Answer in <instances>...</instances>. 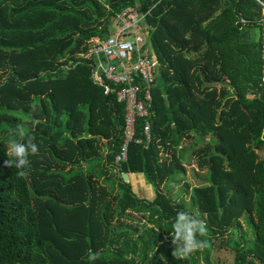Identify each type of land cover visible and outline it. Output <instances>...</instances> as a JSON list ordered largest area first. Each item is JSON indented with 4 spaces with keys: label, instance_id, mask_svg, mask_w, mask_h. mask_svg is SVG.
<instances>
[{
    "label": "trees",
    "instance_id": "trees-1",
    "mask_svg": "<svg viewBox=\"0 0 264 264\" xmlns=\"http://www.w3.org/2000/svg\"><path fill=\"white\" fill-rule=\"evenodd\" d=\"M130 6L147 13L161 67L152 140L117 164L125 105L94 82L86 54ZM261 16L258 0H0V264H91L89 250L94 264H215L223 249L234 264H264V86L248 33ZM22 119L38 151L19 176L1 136ZM179 211L206 222L205 246L185 258L169 234Z\"/></svg>",
    "mask_w": 264,
    "mask_h": 264
},
{
    "label": "built area",
    "instance_id": "built-area-1",
    "mask_svg": "<svg viewBox=\"0 0 264 264\" xmlns=\"http://www.w3.org/2000/svg\"><path fill=\"white\" fill-rule=\"evenodd\" d=\"M262 16L257 21L261 53V85L264 86V2ZM139 6L119 12L107 38L94 36L89 40L87 58L94 60L92 78L125 105L123 143L116 163L128 161L130 144H148L152 140L154 116L152 87L159 76L161 62L151 39V27ZM247 23L241 18V22ZM145 120L143 136L138 135V121Z\"/></svg>",
    "mask_w": 264,
    "mask_h": 264
},
{
    "label": "clouds",
    "instance_id": "clouds-1",
    "mask_svg": "<svg viewBox=\"0 0 264 264\" xmlns=\"http://www.w3.org/2000/svg\"><path fill=\"white\" fill-rule=\"evenodd\" d=\"M15 139L10 141L6 155L8 159L4 162L9 168L18 169V175H25L29 167V156L35 155L38 151L37 144L29 137L25 141V130L21 124L14 127ZM173 231L169 232L172 242L176 246L173 255L177 258H185L199 249H202L204 241L198 239L206 232V222L197 212L179 211L172 221ZM99 252L89 250L87 260L94 264L99 258Z\"/></svg>",
    "mask_w": 264,
    "mask_h": 264
},
{
    "label": "rangeland",
    "instance_id": "rangeland-1",
    "mask_svg": "<svg viewBox=\"0 0 264 264\" xmlns=\"http://www.w3.org/2000/svg\"><path fill=\"white\" fill-rule=\"evenodd\" d=\"M248 33H249V37L252 39L259 38V33H258V30L256 28L250 30ZM250 97H252V95H250ZM21 114L24 115L25 118L28 117L27 114H24L23 112H21ZM21 122H22V126H23L25 121L21 120ZM27 124L24 125L25 126V132H27L29 129V125H27ZM9 127H11V126H8V125L5 126V133L2 134L1 138L3 140H5L9 144V147H10V141L15 139L16 137H15L14 130L9 129ZM186 168L188 171L190 170L189 166H187ZM132 186L134 188V191L137 192L138 195L140 196L141 191L137 188L136 185L132 184ZM150 186L153 188L152 185H150ZM171 188H172L171 195L175 198H177L180 195V193L182 192L180 189V186H172ZM149 194L152 195L151 190L147 193V195H149ZM127 224H128V228H130V230L139 229L140 234L143 233L145 230V227L143 226V222L140 223L138 221L127 220ZM131 228H133V229H131ZM245 229H246L248 235L250 237H253V231L246 224H245ZM132 237L136 238L135 235H133ZM152 254H154V252ZM212 257H213L215 264H234V257L235 256H234V253L229 249H223L221 251H215L213 253Z\"/></svg>",
    "mask_w": 264,
    "mask_h": 264
},
{
    "label": "crops",
    "instance_id": "crops-1",
    "mask_svg": "<svg viewBox=\"0 0 264 264\" xmlns=\"http://www.w3.org/2000/svg\"><path fill=\"white\" fill-rule=\"evenodd\" d=\"M22 121H25L24 119H22ZM32 127V126H31ZM104 143H106V141H104ZM106 150V151H105ZM105 154L107 153V147L105 148ZM88 165L87 163H82V167H77L76 169L74 170H71V166H66L64 169H63V172L67 175V176H71L73 174H75L77 171H79L80 169H84V170H88ZM116 169H111L109 172L111 174H115L117 175L116 173ZM100 173V172H99ZM125 175V174H124ZM123 175V176H124ZM128 179L125 180L124 178V181L127 182V183H130L131 185H136L137 188L141 191V194H140V197L141 198H148V197H151L153 194H154V189L150 186V184H148L146 182V179H145V176L143 174H138V173H128ZM105 180H108V178H106ZM117 186V184H116ZM152 191V195H147V193L149 191ZM137 193V192H136ZM133 229V228H131Z\"/></svg>",
    "mask_w": 264,
    "mask_h": 264
},
{
    "label": "water",
    "instance_id": "water-1",
    "mask_svg": "<svg viewBox=\"0 0 264 264\" xmlns=\"http://www.w3.org/2000/svg\"><path fill=\"white\" fill-rule=\"evenodd\" d=\"M124 178H125V180H127V179H128V175H127V174H125V175H124Z\"/></svg>",
    "mask_w": 264,
    "mask_h": 264
}]
</instances>
